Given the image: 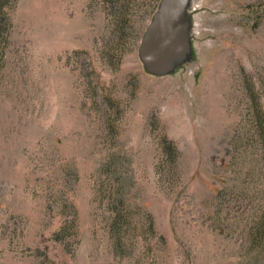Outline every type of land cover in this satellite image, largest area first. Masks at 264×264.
I'll use <instances>...</instances> for the list:
<instances>
[{"label": "rangeland", "instance_id": "374dc122", "mask_svg": "<svg viewBox=\"0 0 264 264\" xmlns=\"http://www.w3.org/2000/svg\"><path fill=\"white\" fill-rule=\"evenodd\" d=\"M160 1L0 0V264H264V0H189L157 76Z\"/></svg>", "mask_w": 264, "mask_h": 264}, {"label": "water", "instance_id": "95a60500", "mask_svg": "<svg viewBox=\"0 0 264 264\" xmlns=\"http://www.w3.org/2000/svg\"><path fill=\"white\" fill-rule=\"evenodd\" d=\"M189 0H161L142 38L139 56L145 69L162 76L189 51L179 17Z\"/></svg>", "mask_w": 264, "mask_h": 264}, {"label": "trees", "instance_id": "16d2710c", "mask_svg": "<svg viewBox=\"0 0 264 264\" xmlns=\"http://www.w3.org/2000/svg\"><path fill=\"white\" fill-rule=\"evenodd\" d=\"M0 18H1V20H3L1 11H0ZM1 27L2 26L0 24V30H2ZM256 119H257V126H256V130H255V136L258 138L259 142L262 143L261 145L263 146V152H264V114L258 112ZM263 227H264V219L262 221V228ZM262 233H264V232L261 231L260 235Z\"/></svg>", "mask_w": 264, "mask_h": 264}]
</instances>
